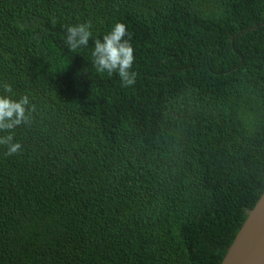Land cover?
<instances>
[{
  "label": "trees",
  "instance_id": "16d2710c",
  "mask_svg": "<svg viewBox=\"0 0 264 264\" xmlns=\"http://www.w3.org/2000/svg\"><path fill=\"white\" fill-rule=\"evenodd\" d=\"M117 21L128 88L91 57ZM0 94V264H221L264 190V0H0Z\"/></svg>",
  "mask_w": 264,
  "mask_h": 264
},
{
  "label": "clouds",
  "instance_id": "9594fccd",
  "mask_svg": "<svg viewBox=\"0 0 264 264\" xmlns=\"http://www.w3.org/2000/svg\"><path fill=\"white\" fill-rule=\"evenodd\" d=\"M91 21L66 26L65 43L75 52L87 47L92 38ZM127 37V38H126ZM93 65L98 73H106L111 77L118 74L121 86L128 88L136 83L137 73L133 71L135 61L131 36L125 23L117 21L102 39H95L91 52ZM10 84H3L4 93H12ZM27 94L15 99L10 95L0 94V132L7 133L0 136V145L7 146L6 155H14L21 151L22 144L14 140L12 130L22 124L29 123Z\"/></svg>",
  "mask_w": 264,
  "mask_h": 264
},
{
  "label": "water",
  "instance_id": "95a60500",
  "mask_svg": "<svg viewBox=\"0 0 264 264\" xmlns=\"http://www.w3.org/2000/svg\"><path fill=\"white\" fill-rule=\"evenodd\" d=\"M221 264H264V190L249 210Z\"/></svg>",
  "mask_w": 264,
  "mask_h": 264
}]
</instances>
